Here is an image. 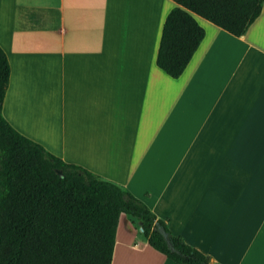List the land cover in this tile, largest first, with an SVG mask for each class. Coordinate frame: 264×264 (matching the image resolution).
<instances>
[{
    "label": "crops",
    "instance_id": "obj_1",
    "mask_svg": "<svg viewBox=\"0 0 264 264\" xmlns=\"http://www.w3.org/2000/svg\"><path fill=\"white\" fill-rule=\"evenodd\" d=\"M173 0H0L4 119L122 186L209 264H264V0L204 36L177 78L155 64ZM122 217V216H121ZM117 224L110 264H176Z\"/></svg>",
    "mask_w": 264,
    "mask_h": 264
},
{
    "label": "trees",
    "instance_id": "obj_2",
    "mask_svg": "<svg viewBox=\"0 0 264 264\" xmlns=\"http://www.w3.org/2000/svg\"><path fill=\"white\" fill-rule=\"evenodd\" d=\"M155 64L177 78L204 36L193 14L233 36L262 0H173ZM9 65L0 47V264H110L117 224L176 264H209L122 186L50 154L2 115Z\"/></svg>",
    "mask_w": 264,
    "mask_h": 264
}]
</instances>
